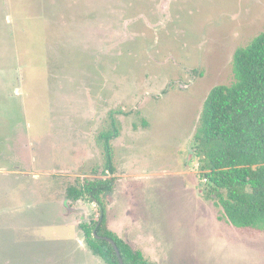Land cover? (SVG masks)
Here are the masks:
<instances>
[{"label":"rangeland","instance_id":"rangeland-1","mask_svg":"<svg viewBox=\"0 0 264 264\" xmlns=\"http://www.w3.org/2000/svg\"><path fill=\"white\" fill-rule=\"evenodd\" d=\"M263 31L264 0H0V264H105L77 241L96 204L66 191L111 176L114 126L113 231L157 264H264V230L204 196L193 138Z\"/></svg>","mask_w":264,"mask_h":264},{"label":"trees","instance_id":"trees-1","mask_svg":"<svg viewBox=\"0 0 264 264\" xmlns=\"http://www.w3.org/2000/svg\"><path fill=\"white\" fill-rule=\"evenodd\" d=\"M233 72L234 81L214 86L203 104L194 152L204 196L216 199L233 225L264 230V31L235 51ZM118 134L116 126L100 134L111 176L70 185L66 197L96 204L98 218L79 226L105 264H121L117 249L124 264H157L108 225L106 197L116 179L111 142Z\"/></svg>","mask_w":264,"mask_h":264},{"label":"crops","instance_id":"crops-1","mask_svg":"<svg viewBox=\"0 0 264 264\" xmlns=\"http://www.w3.org/2000/svg\"><path fill=\"white\" fill-rule=\"evenodd\" d=\"M68 199V198H67ZM66 199V200H67ZM68 200H70V199H68ZM66 205H67V203H66ZM74 208V209H73ZM72 209L74 210V212L73 213H75V211H77V208L75 207V206H72ZM73 213L72 214H70L69 213V217H70V215H73ZM71 218V217H70ZM69 224H73L72 226H75L76 228H77V224H76V222H72V220H70L69 221ZM108 225H109V227H110V223L108 222ZM78 229V232H77V241L80 243V245L84 248V249H86V248H89V246L87 245V243H86V241H85V237H84V235H83V231L82 230H80L79 229V227L77 228ZM125 239V238H124ZM125 240H127V241H129L133 246H134V244H133V241H131V240H129V239H125ZM135 247V246H134ZM88 250H91L90 248L88 249ZM92 251V250H91ZM93 253V252H92Z\"/></svg>","mask_w":264,"mask_h":264},{"label":"water","instance_id":"water-1","mask_svg":"<svg viewBox=\"0 0 264 264\" xmlns=\"http://www.w3.org/2000/svg\"><path fill=\"white\" fill-rule=\"evenodd\" d=\"M116 249H117V247H116ZM117 254H118V257H119L120 263H121V264H124V263H123V260H122L121 253H120V251H119L118 249H117Z\"/></svg>","mask_w":264,"mask_h":264}]
</instances>
